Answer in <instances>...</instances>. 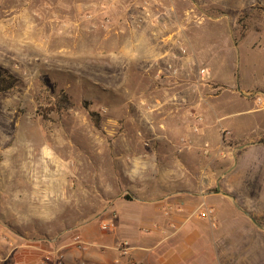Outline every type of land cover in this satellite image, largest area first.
I'll use <instances>...</instances> for the list:
<instances>
[{
  "label": "rangeland",
  "instance_id": "374dc122",
  "mask_svg": "<svg viewBox=\"0 0 264 264\" xmlns=\"http://www.w3.org/2000/svg\"><path fill=\"white\" fill-rule=\"evenodd\" d=\"M192 44L219 51L218 69L262 62L250 48L263 52L264 0H0V71L11 84L0 93V264L80 261L91 247L82 228L100 229L123 194L120 164L144 155L125 150L122 135L139 131L132 141L144 147L150 84L212 83L210 58L196 62ZM238 74L241 89L220 107L264 115L263 94L244 98L258 80ZM152 91L159 102L179 93ZM253 138L259 165L228 178L232 209L250 212L214 213L216 248L201 250L200 264H264V131Z\"/></svg>",
  "mask_w": 264,
  "mask_h": 264
},
{
  "label": "crops",
  "instance_id": "0c3cea01",
  "mask_svg": "<svg viewBox=\"0 0 264 264\" xmlns=\"http://www.w3.org/2000/svg\"><path fill=\"white\" fill-rule=\"evenodd\" d=\"M190 47L193 59L198 63L207 56L215 58L219 54V51L197 48L193 44ZM251 49L259 56L264 55V48L261 53L259 46L254 45ZM255 62L256 65L253 60L248 61L240 71L236 65L228 68L224 64L218 69L210 58L204 76L212 83L208 82L207 89L186 83L177 84L179 87H171V82L163 86L155 82L150 84L149 109L144 114V121L140 122L144 126V147L132 141L139 131L130 130L122 135L125 150L130 153L139 146L144 155L134 156L131 166L125 162L120 164L123 194L110 201L113 213H100L107 219L104 222L115 219V227L110 232H103L94 224H86L81 237L91 247L79 255L80 261L74 264H84L85 259L94 261L89 264H124L126 259L120 258L115 249L121 240L130 244L129 264H200L198 259L204 255L201 250L215 249L218 233L196 215V208L201 205L213 207L220 219L224 217L223 213L250 212L248 203L232 209L231 204H237L232 196L235 189L228 178L247 165H259L258 142L253 136L264 131V115L247 113L254 112L253 109L229 113L226 107H220L219 97L241 89L239 72L241 79L258 80L244 98L264 95V59ZM155 89L177 90L178 97L159 102L158 92L152 91ZM216 89L220 92H209ZM226 101L229 104L232 100ZM227 140L232 143L227 144ZM253 149L254 153H251ZM218 153H225L226 157L217 159ZM219 172L222 173L217 179ZM238 197L242 203L244 199ZM168 207L171 209L167 210ZM3 254L1 251V256ZM68 258L67 255L66 264H73ZM12 261L9 259L7 264ZM47 261L36 259L35 262L50 264ZM27 263L25 259L15 262Z\"/></svg>",
  "mask_w": 264,
  "mask_h": 264
},
{
  "label": "built area",
  "instance_id": "2783aa9c",
  "mask_svg": "<svg viewBox=\"0 0 264 264\" xmlns=\"http://www.w3.org/2000/svg\"><path fill=\"white\" fill-rule=\"evenodd\" d=\"M204 72V70L202 71ZM197 120L198 121H201V118L196 116ZM201 123V122H199ZM201 207L203 208L202 210L198 209L196 211V215L206 221L210 227L212 228H215V221H216V217L214 215L215 213V209L213 207H208V206H205V205H201ZM171 207H168L167 210H170ZM100 229L103 231V232H110L114 229V224L110 221H103L100 223ZM75 240H79L78 238H76ZM77 243L79 241H76ZM80 243H82L80 241ZM115 249H116V252L118 253L119 257L121 258H129V255H130V244L128 243V241L126 240H121V241H118L116 243V246H115ZM130 262L126 263V264H129Z\"/></svg>",
  "mask_w": 264,
  "mask_h": 264
},
{
  "label": "trees",
  "instance_id": "16d2710c",
  "mask_svg": "<svg viewBox=\"0 0 264 264\" xmlns=\"http://www.w3.org/2000/svg\"><path fill=\"white\" fill-rule=\"evenodd\" d=\"M11 88V84L6 76H4L3 72L0 71V93L6 92ZM127 198V197H125Z\"/></svg>",
  "mask_w": 264,
  "mask_h": 264
}]
</instances>
